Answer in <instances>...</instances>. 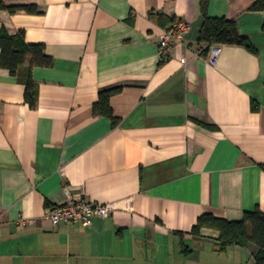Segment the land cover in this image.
Segmentation results:
<instances>
[{
  "label": "crops",
  "instance_id": "1",
  "mask_svg": "<svg viewBox=\"0 0 264 264\" xmlns=\"http://www.w3.org/2000/svg\"><path fill=\"white\" fill-rule=\"evenodd\" d=\"M257 0H0V29L44 46L49 67L25 86L0 68V264H255L257 248L218 250L197 218L264 213V12ZM233 21L252 51L198 34ZM24 8H34L29 13ZM190 25L161 60L173 21ZM117 124L95 116L101 91ZM111 203L110 217L53 226L48 211ZM229 256L230 260H229Z\"/></svg>",
  "mask_w": 264,
  "mask_h": 264
},
{
  "label": "trees",
  "instance_id": "2",
  "mask_svg": "<svg viewBox=\"0 0 264 264\" xmlns=\"http://www.w3.org/2000/svg\"><path fill=\"white\" fill-rule=\"evenodd\" d=\"M29 13H36L34 8H24ZM0 10L10 13L15 8H8L0 3ZM206 2L202 5V24L199 30L198 44L203 49L201 54L206 56L212 45H238L253 50L246 37L239 35L235 23L224 18H209L206 13ZM253 11L264 12V0H257L251 7ZM264 30V22L262 25ZM164 61V60H163ZM51 59L45 53L44 46L29 44L25 41L24 32L9 35L0 29V68L7 70L11 76L18 79L25 86V102L34 109L37 102V89L32 80V69L35 67H49ZM120 88L101 91L96 104L93 106L95 116L106 117L113 125L117 120L113 117L109 105L110 97ZM202 229L218 232V250L224 252L229 246L246 247L249 244L257 248L254 256L255 264H264V213L254 210L245 212L239 221H228L216 218L212 214H202L197 218L191 234L198 236Z\"/></svg>",
  "mask_w": 264,
  "mask_h": 264
},
{
  "label": "built area",
  "instance_id": "3",
  "mask_svg": "<svg viewBox=\"0 0 264 264\" xmlns=\"http://www.w3.org/2000/svg\"><path fill=\"white\" fill-rule=\"evenodd\" d=\"M190 31V25L186 20L178 19L167 27L159 41L158 53L161 60L168 58V52L174 47L181 46L184 42L185 35ZM220 48L211 46L208 50L210 62L214 64L219 56ZM68 200L58 206L52 207L48 211V218L53 226L60 223H78L84 227L92 224L95 218H107L112 215L115 205L111 203L99 204L89 201H75L68 194Z\"/></svg>",
  "mask_w": 264,
  "mask_h": 264
},
{
  "label": "rangeland",
  "instance_id": "4",
  "mask_svg": "<svg viewBox=\"0 0 264 264\" xmlns=\"http://www.w3.org/2000/svg\"><path fill=\"white\" fill-rule=\"evenodd\" d=\"M230 257L231 256H229V260H230ZM220 259H221V260H219V263L220 264H226L228 262V257L225 256V254L221 255V258Z\"/></svg>",
  "mask_w": 264,
  "mask_h": 264
}]
</instances>
